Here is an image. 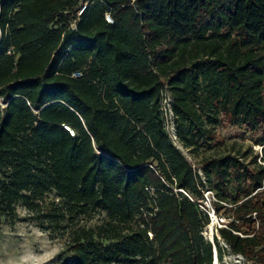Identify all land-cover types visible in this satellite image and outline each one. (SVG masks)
Listing matches in <instances>:
<instances>
[{"label":"trees","instance_id":"1","mask_svg":"<svg viewBox=\"0 0 264 264\" xmlns=\"http://www.w3.org/2000/svg\"><path fill=\"white\" fill-rule=\"evenodd\" d=\"M220 123L260 154L220 152ZM205 187L220 240L264 264V0H0V222L22 206L63 264H224Z\"/></svg>","mask_w":264,"mask_h":264},{"label":"rangeland","instance_id":"2","mask_svg":"<svg viewBox=\"0 0 264 264\" xmlns=\"http://www.w3.org/2000/svg\"><path fill=\"white\" fill-rule=\"evenodd\" d=\"M169 92L163 93V99ZM164 127L171 139L177 142L175 135L174 118L169 113L163 119ZM174 131V135L172 134ZM258 135L244 132L243 129L220 123L215 129V142L220 152L241 151L247 154V161L254 154H260L262 146L254 145ZM185 156L191 160L188 150L178 145ZM259 159V158H258ZM226 219L227 216L221 210ZM17 217L13 221L1 219L0 222V264H63L72 261L68 257L67 238L59 237L55 232L40 227L22 206L16 207ZM103 221L95 217L86 223L87 226H96ZM225 256V258H224ZM223 256L224 264L230 261ZM218 263V262H217ZM219 264V263H218Z\"/></svg>","mask_w":264,"mask_h":264},{"label":"built area","instance_id":"3","mask_svg":"<svg viewBox=\"0 0 264 264\" xmlns=\"http://www.w3.org/2000/svg\"><path fill=\"white\" fill-rule=\"evenodd\" d=\"M84 9H85V5L80 8L78 12V16L82 14ZM77 21H78V18L73 20L71 23V28L74 30L76 29ZM105 21L107 23H112V19L109 16V14L105 15ZM74 76L77 77L79 76V74H74ZM171 103H172V99L170 97V94H168L165 96L162 102L163 119L164 117L166 119L168 113H169L170 119L171 118L173 119V115L171 112ZM66 129L68 130V128ZM172 134L174 135L173 130H172ZM202 180L204 182V179ZM202 195H203V198L200 200H197L196 202L190 198V200L199 207V209L207 216V219H208L207 225L200 232L201 236L205 240L211 242L212 244L214 243V238H217V240L220 243V246L226 250V253L224 255H226V259L230 261L231 264H251L242 255L231 253L229 251L228 246L220 240L219 230L227 229L231 220L226 219L223 213L221 212V210L220 211L216 210V208L214 207V203H218V201L216 200L214 193L209 188L205 187V189L202 191ZM149 237H151L150 233H149ZM213 257L216 258L215 247L213 248ZM226 264H229V263L226 262Z\"/></svg>","mask_w":264,"mask_h":264},{"label":"bare ground","instance_id":"4","mask_svg":"<svg viewBox=\"0 0 264 264\" xmlns=\"http://www.w3.org/2000/svg\"><path fill=\"white\" fill-rule=\"evenodd\" d=\"M217 262H218V261H217V258H215V259H214V264H218Z\"/></svg>","mask_w":264,"mask_h":264},{"label":"water","instance_id":"5","mask_svg":"<svg viewBox=\"0 0 264 264\" xmlns=\"http://www.w3.org/2000/svg\"><path fill=\"white\" fill-rule=\"evenodd\" d=\"M177 148L181 151V149H180L178 146H177ZM214 259H215V258L213 257V264H214Z\"/></svg>","mask_w":264,"mask_h":264}]
</instances>
